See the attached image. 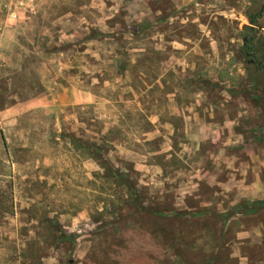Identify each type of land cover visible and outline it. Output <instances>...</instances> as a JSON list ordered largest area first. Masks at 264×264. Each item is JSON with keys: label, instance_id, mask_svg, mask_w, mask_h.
I'll return each mask as SVG.
<instances>
[{"label": "rangeland", "instance_id": "obj_1", "mask_svg": "<svg viewBox=\"0 0 264 264\" xmlns=\"http://www.w3.org/2000/svg\"><path fill=\"white\" fill-rule=\"evenodd\" d=\"M240 263L264 0H0V264Z\"/></svg>", "mask_w": 264, "mask_h": 264}, {"label": "trees", "instance_id": "obj_2", "mask_svg": "<svg viewBox=\"0 0 264 264\" xmlns=\"http://www.w3.org/2000/svg\"><path fill=\"white\" fill-rule=\"evenodd\" d=\"M251 22L252 24H256V20L253 17H251Z\"/></svg>", "mask_w": 264, "mask_h": 264}, {"label": "crops", "instance_id": "obj_3", "mask_svg": "<svg viewBox=\"0 0 264 264\" xmlns=\"http://www.w3.org/2000/svg\"><path fill=\"white\" fill-rule=\"evenodd\" d=\"M246 235H247V234H246ZM246 235H245V236H246ZM235 255H236V254H235ZM240 264H242V263H240Z\"/></svg>", "mask_w": 264, "mask_h": 264}, {"label": "water", "instance_id": "obj_4", "mask_svg": "<svg viewBox=\"0 0 264 264\" xmlns=\"http://www.w3.org/2000/svg\"><path fill=\"white\" fill-rule=\"evenodd\" d=\"M253 26V25H252Z\"/></svg>", "mask_w": 264, "mask_h": 264}]
</instances>
